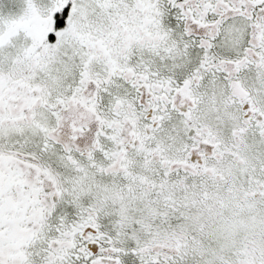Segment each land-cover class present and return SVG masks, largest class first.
<instances>
[{
  "label": "snow or ice",
  "instance_id": "6c2138e0",
  "mask_svg": "<svg viewBox=\"0 0 264 264\" xmlns=\"http://www.w3.org/2000/svg\"><path fill=\"white\" fill-rule=\"evenodd\" d=\"M0 264H264V0H0Z\"/></svg>",
  "mask_w": 264,
  "mask_h": 264
}]
</instances>
